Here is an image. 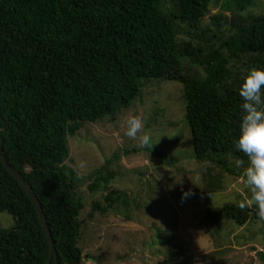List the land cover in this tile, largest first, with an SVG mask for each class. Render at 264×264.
Returning a JSON list of instances; mask_svg holds the SVG:
<instances>
[{
  "label": "trees",
  "instance_id": "obj_1",
  "mask_svg": "<svg viewBox=\"0 0 264 264\" xmlns=\"http://www.w3.org/2000/svg\"><path fill=\"white\" fill-rule=\"evenodd\" d=\"M236 1L240 8L251 2ZM208 3L174 0L168 10L162 0H0L1 150L37 197L55 253L49 261L38 213L0 163V212L14 219L12 227L0 228V264H82L77 241L83 204L64 168L70 159L66 137L83 122L128 107L151 78L182 85L196 160H216L227 171L220 158L227 153L248 163L234 145L243 101L230 62L247 59L264 67V15L234 24L223 43L209 44L196 61L197 50L178 38L177 22L196 28ZM183 60L198 62L202 74L184 70ZM108 164L94 170L90 190L108 183L102 174ZM112 193L103 197L105 207L95 202L91 211L104 212L122 197ZM241 205L208 209L203 224L209 231L210 222L223 220L264 224L254 205ZM256 256L264 264V249Z\"/></svg>",
  "mask_w": 264,
  "mask_h": 264
},
{
  "label": "rangeland",
  "instance_id": "obj_2",
  "mask_svg": "<svg viewBox=\"0 0 264 264\" xmlns=\"http://www.w3.org/2000/svg\"><path fill=\"white\" fill-rule=\"evenodd\" d=\"M250 1L240 8L236 0H209L196 28L177 22L179 40L197 50L198 61L209 44L223 43L234 32V24L264 15V1ZM173 2L162 0L168 10ZM183 66L203 72L198 62L183 60ZM253 67L264 68L247 59L230 62L240 84ZM182 93L178 81L151 78L128 107L83 122L73 136L67 135L70 159L63 164L83 204L77 241L82 264H262L256 252L264 249V224L252 218L243 225L223 220L210 222V231L203 224L208 209L226 203L252 206L243 176L248 163L227 153L220 157L226 160L227 171L216 160L194 158ZM130 114L142 118L140 135L149 137L143 147L124 135ZM106 160L110 164L102 174L109 177L108 183L90 190L94 170ZM189 190L192 195L182 199ZM109 192L122 197L104 212L91 211L95 202L106 206L103 197ZM13 225L12 216L0 212V228Z\"/></svg>",
  "mask_w": 264,
  "mask_h": 264
},
{
  "label": "clouds",
  "instance_id": "obj_3",
  "mask_svg": "<svg viewBox=\"0 0 264 264\" xmlns=\"http://www.w3.org/2000/svg\"><path fill=\"white\" fill-rule=\"evenodd\" d=\"M239 95L243 101L242 116L234 145L248 158V166L243 172L244 183L251 193L250 203L255 206L256 215L264 220V68L248 69ZM143 127L142 118L130 114L126 119L124 135L138 141L139 146L143 147L149 140L147 135H140ZM79 167L84 168V162H80ZM190 195V190L185 191L182 199H187Z\"/></svg>",
  "mask_w": 264,
  "mask_h": 264
},
{
  "label": "water",
  "instance_id": "obj_4",
  "mask_svg": "<svg viewBox=\"0 0 264 264\" xmlns=\"http://www.w3.org/2000/svg\"><path fill=\"white\" fill-rule=\"evenodd\" d=\"M0 163L4 166V168L14 177L17 179V181L21 184L22 188L24 189L25 193L27 194V196L30 198L32 204L34 205L37 213H38V217L40 219V222L42 224V227L44 229V232L46 234L48 243H49V261L51 259V257L55 254L54 253V247H53V240L51 237V233L48 229L47 223H46V219H45V215L43 213L42 207L37 199V197L35 196L32 188L29 186V184L25 181V179L21 176V174L16 171L5 159V157L2 154V150H1V137H0Z\"/></svg>",
  "mask_w": 264,
  "mask_h": 264
}]
</instances>
